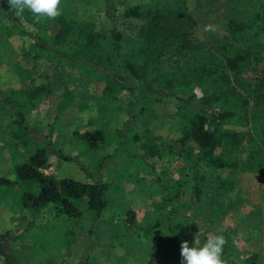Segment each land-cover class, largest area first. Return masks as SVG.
Here are the masks:
<instances>
[{
  "label": "rangeland",
  "instance_id": "obj_1",
  "mask_svg": "<svg viewBox=\"0 0 264 264\" xmlns=\"http://www.w3.org/2000/svg\"><path fill=\"white\" fill-rule=\"evenodd\" d=\"M262 3L263 0H132L118 4L114 21L106 16L103 0H61L60 9L93 24L100 34L98 53L114 52L119 56L135 52L141 41L139 31L146 22L143 18L124 17L128 6L139 5L144 11L179 6L184 12L179 20L181 30L189 34L197 51L210 49L221 57L219 47L228 37L225 21L247 20ZM21 18L25 26L34 29V24ZM209 24L216 31L205 32ZM37 25L53 42L57 23L42 19ZM116 31L122 35L120 42L112 37ZM248 44L264 51V33L256 38L246 34L231 46ZM33 55L27 36L0 24L1 89L48 88L34 99V104L22 102L27 128L25 133L16 132L17 138L12 136L14 115L0 100V178L17 180L15 164L27 161L36 149L44 147L48 163L41 171L60 178L104 182L109 187V204L91 236L88 217L75 221L60 217L52 207L34 210L22 206L23 193L37 191L33 183L18 182L0 188V233L14 234L2 243L10 262L180 264L152 253L157 237L170 226L172 215L188 214L191 158L195 159L196 148L190 140H179L178 101L155 92L144 98L136 89L133 94L121 92L104 110L99 101L103 80L97 72L85 64H66L47 55L34 59ZM195 62L166 52L159 60L158 73L172 74ZM18 65L31 69L30 73L16 68ZM261 68L260 63L252 62L238 73L228 72L236 88L234 97H245L248 104L237 109L236 118L227 126L243 130L245 136L238 147L237 167L210 172L204 168L209 179H230L233 190L221 201L223 213L210 222L200 217L197 227L201 232L207 229L208 237L223 235L225 244L239 259L259 254L256 264H264V171L256 172L248 158L251 152L264 153V138L256 126L264 121V97H252ZM97 129L106 134L105 141L92 147L81 135ZM145 144L155 147L159 155L145 153ZM130 210L135 213V224L124 230L122 222ZM64 236L67 243L63 242ZM0 264L8 263L0 256Z\"/></svg>",
  "mask_w": 264,
  "mask_h": 264
},
{
  "label": "trees",
  "instance_id": "obj_2",
  "mask_svg": "<svg viewBox=\"0 0 264 264\" xmlns=\"http://www.w3.org/2000/svg\"><path fill=\"white\" fill-rule=\"evenodd\" d=\"M131 1L103 0L106 16L114 21L118 4ZM22 16L28 23L34 24V29L24 25ZM182 16L184 12L179 10V6H160L147 11L142 10L139 5L128 6L124 17L143 18L146 22L139 31L141 41L135 52L128 51L126 55L117 56L114 52H97L100 34L89 21L64 11L55 19H45L58 25L53 42H49L30 12L26 10L17 16L7 0H0V24L30 39L34 59L47 55L66 64H85L100 75L98 77L103 80L99 98L101 109L106 110L109 104L119 98L121 92L133 94L136 89L144 98L155 92L178 101L176 116L181 132L179 140H190L196 148L195 159L191 158L188 214L172 215L170 226H166L163 235L157 237L152 253L165 261L180 264L181 242L187 240L191 247L197 235L202 246L208 236L207 229L201 232L197 228L200 217L201 220L210 222L223 213L221 201L233 190L230 179H209L204 171V168L210 172L238 165V147L245 132L228 127L227 124L236 118L238 108H246L248 99L241 97L238 100L234 97L236 88L228 72L238 73L252 62L260 63L262 68L252 97L255 100L264 97V51L257 45L231 46V43L246 34L256 38L264 33V0L260 10L247 20L229 18L225 21L224 29L228 37L219 47L222 50L221 57L210 49L197 51L198 46L191 43L189 34L181 30L183 27L179 20ZM112 37L120 42L122 35L116 31L112 33ZM166 52L186 59L193 58L196 62L189 67L178 68L172 74L159 75V60ZM16 68L24 73L31 71L22 65ZM43 91L47 92L48 88L10 91L0 87V100L14 115V138L19 136L16 132L25 133L27 128L22 102L34 104V99ZM256 126L259 135L264 138V121ZM105 135L102 130L97 129L81 136L93 147L99 142L104 143ZM142 147L150 156L159 155V151L153 146L145 144ZM248 159L256 172L264 171V153L251 152ZM47 163V149H36L27 161L15 164L18 179L2 177L0 188H8L7 186L18 182L33 183L37 186V191L24 192L22 206L34 210L52 207L60 217L75 221L88 217V233L94 235L109 204L108 185L104 182H84L70 177L47 175L41 171ZM134 224L135 213L130 210L122 227L129 230ZM13 236L10 231L0 233V256L8 264L12 263L2 243ZM63 242H68L66 236L63 237ZM258 258L259 254L252 253L239 259L228 243L224 245L221 255L223 264H256Z\"/></svg>",
  "mask_w": 264,
  "mask_h": 264
},
{
  "label": "clouds",
  "instance_id": "obj_3",
  "mask_svg": "<svg viewBox=\"0 0 264 264\" xmlns=\"http://www.w3.org/2000/svg\"><path fill=\"white\" fill-rule=\"evenodd\" d=\"M9 7L17 16L26 10L30 12L39 23L42 19H55L61 15V0H7ZM205 32H214V25H205ZM226 239L223 235H215L207 238L201 246L196 235L193 246H189L187 240L181 242L180 256L181 264H223L221 255Z\"/></svg>",
  "mask_w": 264,
  "mask_h": 264
}]
</instances>
